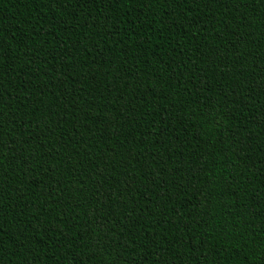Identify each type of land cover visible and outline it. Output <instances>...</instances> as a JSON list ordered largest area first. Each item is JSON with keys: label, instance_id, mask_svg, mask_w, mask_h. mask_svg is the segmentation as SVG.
Here are the masks:
<instances>
[{"label": "trees", "instance_id": "1", "mask_svg": "<svg viewBox=\"0 0 264 264\" xmlns=\"http://www.w3.org/2000/svg\"><path fill=\"white\" fill-rule=\"evenodd\" d=\"M0 264H264V0H0Z\"/></svg>", "mask_w": 264, "mask_h": 264}, {"label": "snow or ice", "instance_id": "2", "mask_svg": "<svg viewBox=\"0 0 264 264\" xmlns=\"http://www.w3.org/2000/svg\"><path fill=\"white\" fill-rule=\"evenodd\" d=\"M206 2H207V0H206ZM0 231H2V230H0ZM116 264H118V261L116 262Z\"/></svg>", "mask_w": 264, "mask_h": 264}]
</instances>
